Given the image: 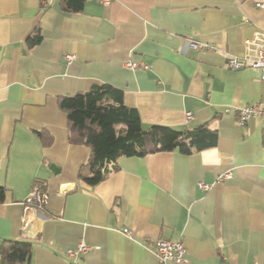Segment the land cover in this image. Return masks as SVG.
I'll list each match as a JSON object with an SVG mask.
<instances>
[{
    "label": "crops",
    "instance_id": "obj_1",
    "mask_svg": "<svg viewBox=\"0 0 264 264\" xmlns=\"http://www.w3.org/2000/svg\"><path fill=\"white\" fill-rule=\"evenodd\" d=\"M257 3L86 0L64 12L58 0H0V246L30 241L29 264H160L154 241L165 237L184 242L185 264H264V116L242 125L235 113L264 103V81L257 69L229 67L264 32ZM66 54L76 59L66 64ZM101 84L123 91L141 129L210 122L216 145L122 156L87 184L79 173L90 148L70 142L59 101ZM35 188L48 195L41 208L27 201ZM81 241L89 250L74 261L68 251Z\"/></svg>",
    "mask_w": 264,
    "mask_h": 264
},
{
    "label": "trees",
    "instance_id": "obj_2",
    "mask_svg": "<svg viewBox=\"0 0 264 264\" xmlns=\"http://www.w3.org/2000/svg\"><path fill=\"white\" fill-rule=\"evenodd\" d=\"M64 12H80L86 0H58ZM41 40L37 27L28 37L33 46ZM60 107L68 116L69 140L90 148V156L80 170L79 177L89 185L101 182L118 168L122 156H144L159 151L178 149L193 153L216 145L217 131L210 122L199 124L191 130H178L171 126L153 125L141 129L139 113L124 103L123 91L111 84H101L88 91L62 96ZM44 145L52 140L43 130L37 131ZM41 189V187H37ZM4 190L0 187V201ZM32 243L21 240H5L0 246L3 264H29Z\"/></svg>",
    "mask_w": 264,
    "mask_h": 264
},
{
    "label": "built area",
    "instance_id": "obj_3",
    "mask_svg": "<svg viewBox=\"0 0 264 264\" xmlns=\"http://www.w3.org/2000/svg\"><path fill=\"white\" fill-rule=\"evenodd\" d=\"M103 5H109L114 0H96ZM257 6L264 8V3H257ZM192 48L196 50L200 49H213L206 42L194 41L192 40L189 44ZM76 59L73 54L64 55V61L66 64L72 63ZM125 67L128 69L135 68H149V65L144 62H136L132 60H127L124 63ZM229 67L233 70H240L243 68L251 67L260 71V77L264 81V32L256 31L254 35L245 41V53L242 57H232L229 59ZM236 115L238 121L244 125L247 120L256 115L264 116V103L254 102L245 107H241L236 110ZM187 119L192 118V113L187 112ZM232 173L225 172L219 176V179L230 178ZM205 189L209 188V185L201 184ZM48 200V195L41 192L38 189H34L28 198V202L34 204L37 208H41L46 204ZM123 232L130 234L129 229H123ZM154 245L156 248V256L160 264H185L187 262L186 252L187 249L182 240H173L165 237H159L155 239ZM89 250V246L81 241L77 246L68 251V256L77 261L81 255Z\"/></svg>",
    "mask_w": 264,
    "mask_h": 264
}]
</instances>
